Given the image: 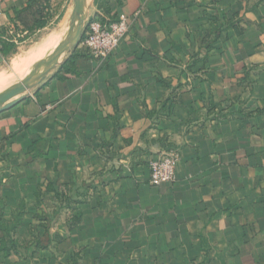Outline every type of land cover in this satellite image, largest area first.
Returning <instances> with one entry per match:
<instances>
[{
    "label": "crops",
    "instance_id": "0c3cea01",
    "mask_svg": "<svg viewBox=\"0 0 264 264\" xmlns=\"http://www.w3.org/2000/svg\"><path fill=\"white\" fill-rule=\"evenodd\" d=\"M29 1L0 0L1 32ZM74 6L4 56L2 94L29 88L0 113V264H264V0H87L130 22L104 60L66 43Z\"/></svg>",
    "mask_w": 264,
    "mask_h": 264
},
{
    "label": "built area",
    "instance_id": "2783aa9c",
    "mask_svg": "<svg viewBox=\"0 0 264 264\" xmlns=\"http://www.w3.org/2000/svg\"><path fill=\"white\" fill-rule=\"evenodd\" d=\"M130 30V22L125 17L116 21L102 22L99 18L87 22L81 45L98 60L107 59L114 52ZM26 32L10 28L0 36V58H4L5 42H13L20 47ZM180 156L176 151L161 152L150 162V183L154 186L174 183L177 180V165Z\"/></svg>",
    "mask_w": 264,
    "mask_h": 264
},
{
    "label": "trees",
    "instance_id": "16d2710c",
    "mask_svg": "<svg viewBox=\"0 0 264 264\" xmlns=\"http://www.w3.org/2000/svg\"><path fill=\"white\" fill-rule=\"evenodd\" d=\"M50 9V0H30L29 3L16 11V19L19 26H15L16 30H21L26 32L27 35L21 40L24 41L30 36H32L35 32L46 28L52 17L51 13L48 11ZM103 10L106 13L111 12V8L105 7ZM102 18V22H106V19ZM112 20L116 21L117 18L113 17ZM7 30L4 32L0 31V36L5 35ZM17 45L13 42H5L3 54L4 56L9 55L11 52H15Z\"/></svg>",
    "mask_w": 264,
    "mask_h": 264
},
{
    "label": "water",
    "instance_id": "95a60500",
    "mask_svg": "<svg viewBox=\"0 0 264 264\" xmlns=\"http://www.w3.org/2000/svg\"><path fill=\"white\" fill-rule=\"evenodd\" d=\"M87 0H75L74 12L72 16V22L69 32V37L66 39V43H70L72 39L81 43L86 27V16H84L83 10ZM66 50L68 48L65 47ZM27 85L16 87L8 90L4 94L0 95V113L15 106L25 99L24 93L28 90Z\"/></svg>",
    "mask_w": 264,
    "mask_h": 264
},
{
    "label": "rangeland",
    "instance_id": "374dc122",
    "mask_svg": "<svg viewBox=\"0 0 264 264\" xmlns=\"http://www.w3.org/2000/svg\"><path fill=\"white\" fill-rule=\"evenodd\" d=\"M21 50L20 51H16V53H23L25 52L28 48L29 45H20ZM15 57V56H13ZM28 58V55L26 56ZM13 59V58H12ZM12 59L11 58H0V95L6 91V85L11 82L12 80V76L10 75L12 73V69H11V64H12ZM19 60L14 61V70L15 73H20L22 71H20L21 69V64L18 63ZM30 63L29 61L26 62V64ZM15 77V76H13Z\"/></svg>",
    "mask_w": 264,
    "mask_h": 264
},
{
    "label": "bare ground",
    "instance_id": "6f19581e",
    "mask_svg": "<svg viewBox=\"0 0 264 264\" xmlns=\"http://www.w3.org/2000/svg\"><path fill=\"white\" fill-rule=\"evenodd\" d=\"M50 35H51V34H50ZM53 38H54V37H51L46 43L51 44ZM49 44H48V45H49ZM43 45H44V44H43ZM41 48H42V46H41ZM45 48H47V46H46ZM45 48H44V49H45ZM42 49H43V48H42ZM42 49H41V50H42ZM37 56H38V54H36V52L32 51V52H30V53L28 54V58H27V57H26V58H21V60L18 61V63L21 64V65H20V66H21L20 71L23 72V69L29 64V63L26 64L27 61L32 62L34 59L37 58ZM26 68H27V67H26Z\"/></svg>",
    "mask_w": 264,
    "mask_h": 264
}]
</instances>
